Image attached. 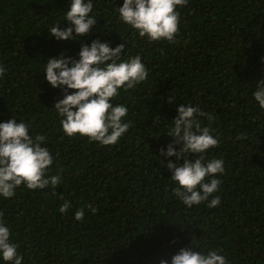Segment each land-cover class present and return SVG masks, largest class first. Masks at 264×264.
I'll return each instance as SVG.
<instances>
[{
  "label": "trees",
  "instance_id": "1",
  "mask_svg": "<svg viewBox=\"0 0 264 264\" xmlns=\"http://www.w3.org/2000/svg\"><path fill=\"white\" fill-rule=\"evenodd\" d=\"M91 2L97 20L91 32L58 41L49 30L69 27L71 0H0V65L6 69L0 123L14 118L30 126L31 136L45 135L42 147L55 158L50 174L62 177L55 189L22 184L11 198L0 195L22 264H171L183 248L216 250L228 264H264V109L253 96L264 80V0H188L176 9L175 42L140 37L120 18L124 0ZM95 40L112 48L124 43L121 59L139 55L149 72L110 101L126 105L123 119L132 123L115 145L63 131L53 107L63 91L44 73L47 59L78 60L82 46ZM189 103L215 117L210 126L220 143L206 159H221L225 168L212 177L222 181L215 208L208 207L211 197L188 208L174 195L179 185L165 165L175 158L160 151L175 143L167 133L178 106ZM197 119L209 126L207 116ZM238 134L247 138L237 140ZM65 201L70 207L61 213ZM0 264L11 262L0 254Z\"/></svg>",
  "mask_w": 264,
  "mask_h": 264
},
{
  "label": "clouds",
  "instance_id": "2",
  "mask_svg": "<svg viewBox=\"0 0 264 264\" xmlns=\"http://www.w3.org/2000/svg\"><path fill=\"white\" fill-rule=\"evenodd\" d=\"M187 3L188 0H124L118 12L121 20L138 31L140 37H147L150 41L164 39L175 42L179 25L176 9ZM93 7L91 0H71L65 17L69 27L61 29V24L52 26L50 36L58 41H67L88 35L97 24L95 17L90 15ZM124 52V43L112 48L106 42L95 40L90 46H82L78 60L63 55L46 60L44 73L47 82L63 91V99L53 107L61 117L60 124L68 136L80 134L89 137V142L108 146L115 145L132 127L130 121L123 119L128 115V107L114 106L110 101L118 95V89L128 91L147 80L149 72L139 55L122 60ZM5 72L6 69L0 65V78ZM253 96L264 109V80L256 83ZM167 103L173 104L174 99L168 98ZM177 110L174 127L170 126L167 133L175 138V143L168 145L166 151L163 148L160 150L162 156L175 158L165 165L172 173L170 180L179 185L174 195L188 208L208 202L210 197L208 207H218L221 199L213 194L219 191L222 181L212 177L224 174V161L206 159L207 151L220 143L210 126L215 117L191 103L179 105ZM205 116L210 122L207 127L197 119ZM29 128L28 124L18 123L14 118L0 123V195L4 198L13 197L22 184L30 190L45 189L49 185L55 189L62 181L60 175L50 174L55 158L47 147H42L47 137L40 134L33 137ZM246 138L244 134L236 137L237 140ZM177 145L180 146L179 151L176 150ZM189 154H195L194 161L188 159ZM206 178L210 179L205 182ZM69 207L70 202L65 201L59 211L66 213ZM87 208L93 214L98 211L91 205ZM84 214L82 207L76 211L75 218L83 220ZM3 216L0 211V254L5 262L22 264L23 257L18 253V245L10 241L11 232ZM160 264L168 262L161 260ZM171 264H228V261L216 250L204 254L183 248L172 256Z\"/></svg>",
  "mask_w": 264,
  "mask_h": 264
}]
</instances>
